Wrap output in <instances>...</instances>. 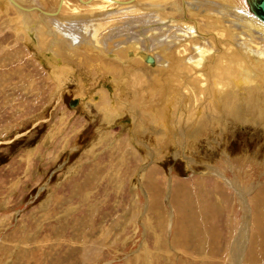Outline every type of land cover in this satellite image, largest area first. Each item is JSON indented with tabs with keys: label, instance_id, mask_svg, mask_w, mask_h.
<instances>
[{
	"label": "rangeland",
	"instance_id": "obj_1",
	"mask_svg": "<svg viewBox=\"0 0 264 264\" xmlns=\"http://www.w3.org/2000/svg\"><path fill=\"white\" fill-rule=\"evenodd\" d=\"M34 22L33 31L54 29L52 17ZM16 23L13 9H0V264H236L230 253L245 222L252 241L239 264H264L263 127L228 118L186 138L193 83L182 76L170 88L150 64L123 69L113 83L65 52L73 74L58 87L55 61L18 36ZM157 35L147 49L160 48ZM247 74L244 100L253 103L264 76ZM104 98L130 112L107 119ZM153 120L171 121V140Z\"/></svg>",
	"mask_w": 264,
	"mask_h": 264
},
{
	"label": "bare ground",
	"instance_id": "obj_2",
	"mask_svg": "<svg viewBox=\"0 0 264 264\" xmlns=\"http://www.w3.org/2000/svg\"><path fill=\"white\" fill-rule=\"evenodd\" d=\"M26 1L28 0H0V9H13L18 21L17 35L22 36L25 42L36 45L43 58L55 61L51 63L50 78L58 87L73 74L69 62H63L65 60L62 56L65 52L68 53V58H77L85 63L92 72L106 75L110 80L115 79L113 83L123 69L138 68L146 72L152 65L157 67V74H166L170 78L167 80L170 88L176 87L178 91L182 76L193 83V86L189 85L192 98L190 109L193 112L186 118L185 127H189L186 138H194V132L198 131L202 123L206 126L214 123L224 125L228 118L241 124L248 123L264 128V89L254 86L257 89L253 94L254 102L246 103L244 100L248 96L246 91H249L248 88L253 83L249 80L248 71H251V77L252 73L264 76V22L251 10L252 0H31V6H27ZM51 17L55 21L54 31L49 27L33 31L36 27L34 18ZM128 19L132 21L127 23ZM120 29H125L126 32H119ZM146 29L149 31L144 34L142 31ZM175 30L177 33L174 40L168 35H157L158 32L169 33ZM117 35L120 38L115 40L119 37ZM155 35L159 37L161 46L159 49L149 50L145 42ZM79 53L84 57L79 58ZM156 54L159 55L158 58ZM110 57H114L115 61ZM148 58H152L153 62H148ZM145 72L139 76L145 78ZM160 86L163 87L161 84ZM199 91L206 99V115L197 100ZM211 91L214 93L209 96L208 92ZM172 97L169 100L173 101ZM104 100L101 110L107 119H114L126 108L120 103L116 108L107 103L105 105L107 99ZM202 115L204 117L201 118ZM170 122L153 120L154 125L159 126L158 131L163 132L168 140L175 133V126ZM219 175L223 177V173L220 172ZM254 188H250V194ZM235 189L242 200L244 199L243 205L247 207L244 189L241 190L239 186ZM247 225L249 226V222L243 224L230 253L236 264L241 261L251 240V230Z\"/></svg>",
	"mask_w": 264,
	"mask_h": 264
},
{
	"label": "water",
	"instance_id": "obj_3",
	"mask_svg": "<svg viewBox=\"0 0 264 264\" xmlns=\"http://www.w3.org/2000/svg\"><path fill=\"white\" fill-rule=\"evenodd\" d=\"M251 10L260 20L264 22V0H252ZM148 62L152 63L153 59L148 58Z\"/></svg>",
	"mask_w": 264,
	"mask_h": 264
},
{
	"label": "crops",
	"instance_id": "obj_4",
	"mask_svg": "<svg viewBox=\"0 0 264 264\" xmlns=\"http://www.w3.org/2000/svg\"><path fill=\"white\" fill-rule=\"evenodd\" d=\"M117 115H118V114H117ZM117 115H116V116H117Z\"/></svg>",
	"mask_w": 264,
	"mask_h": 264
}]
</instances>
